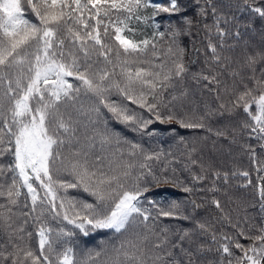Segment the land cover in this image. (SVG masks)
<instances>
[{"label": "snow or ice", "instance_id": "1", "mask_svg": "<svg viewBox=\"0 0 264 264\" xmlns=\"http://www.w3.org/2000/svg\"><path fill=\"white\" fill-rule=\"evenodd\" d=\"M189 7L194 16L184 14ZM149 8L151 14L144 15ZM235 8L264 21V0H240ZM209 9L211 25L204 22ZM162 13L169 17L164 31L156 21ZM172 17L179 19L172 22ZM236 19L219 12L213 0H192L189 5H181L180 0L167 4L155 0H0V161L11 157L7 163L0 162V198L6 201L0 204V222L11 245V251L8 245H0L4 249L0 264H203L201 258L211 252L219 254V259L207 264H264V226L258 228L259 235H248L239 219L233 222L223 212L218 199L210 203L221 211L219 219L237 230V236L217 234L208 221L195 220L196 210L203 207L195 200L189 201L192 214H186L180 201L162 207L147 198L152 187L159 185H172L191 195L201 190L196 185L208 179L209 173L211 187L203 190L217 192V181L222 179L227 185L237 175L247 178V171L230 174L206 165L202 157H196L197 147H188L184 137H180L185 143L181 159L163 149L149 152L110 126L114 120L133 132L152 136L155 132L147 131L149 125L175 122L180 128L212 132L207 119L242 111L249 119L240 122V129L264 151V51H245L229 70L232 58L222 56L211 38L214 28L223 50L225 38L232 33L221 22ZM133 22L151 27V36L134 39L138 29L132 27ZM201 23L209 33L207 73L190 72L181 42ZM239 27L237 23V38ZM215 66L228 70L231 83L220 79L223 73ZM189 79L197 86L206 82L204 89L214 93L218 102L215 108L205 103L200 114L198 101L190 99ZM215 135L226 133L217 130ZM121 145H127V150ZM245 147L257 172H264V160H257L251 145ZM109 148L115 150L106 155ZM125 151L132 159L125 158ZM152 160L162 162L158 172L148 163ZM184 172L191 183L181 178ZM259 180L264 224V176ZM69 189L87 193L93 202L69 194ZM142 198L151 207H145ZM161 217L194 221L195 227L177 226L173 231L163 225L158 229ZM29 223L35 233L28 231ZM97 230H111L115 242L100 251L89 249L78 259V237ZM208 234L210 242L196 239ZM34 235L38 238L35 248ZM238 237L253 243L245 246ZM233 247L242 255L237 256Z\"/></svg>", "mask_w": 264, "mask_h": 264}, {"label": "trees", "instance_id": "2", "mask_svg": "<svg viewBox=\"0 0 264 264\" xmlns=\"http://www.w3.org/2000/svg\"><path fill=\"white\" fill-rule=\"evenodd\" d=\"M155 2L167 4L168 0H155ZM213 2L217 5L218 11L223 13L224 16H235L237 18L236 20L230 21L229 24L221 22V27L230 30L232 33V35L225 38L226 46L223 50L219 48V37L215 35L214 28L211 36L213 43L217 45L218 51H221V55L232 58V64L229 66V70L230 68L236 67V60L241 59L245 51H264V21L258 17L253 18L247 11L243 13L238 12L235 5L239 3L240 0H213ZM180 3L181 5H189L192 3V0H180ZM151 12L152 9L149 8L145 10L143 14L150 15ZM184 14L194 16V10L189 7L188 11ZM30 18L34 19V17ZM178 19L179 17L171 18L172 22H176ZM168 20L169 17L167 14L162 13L156 17V21L161 25L160 31H164V26ZM204 22L209 25L213 24L210 9L208 18ZM249 22H251V26L246 27L245 25ZM237 23L240 25L239 31L241 36L239 38L235 37ZM132 27L138 29L133 37L136 40L143 39L145 35L151 36L153 32L151 27L143 24L137 25L135 22H133ZM208 36V31L204 29L203 23H201L199 26L193 27L190 35L181 38L182 45L186 49L185 63L188 65L190 72H208L206 60L209 64L211 63V52L207 48ZM227 45H235V47L228 48ZM197 49L199 50L198 52ZM193 61H195V63H193ZM215 67L216 71L223 73L220 79L231 83V78L228 76V70L222 69L218 66ZM257 75H259V71H257ZM187 83L191 93L190 99L194 97L200 105V114H203L204 112L205 103L210 104L213 108L217 106L218 102L215 100L214 93H210L204 89L203 85L206 82H202L200 86H197L195 82L189 79ZM248 83L251 84L250 81H248ZM130 107L136 108V105L130 104ZM186 108L190 110L191 105L186 106ZM137 110L139 111V109ZM254 110L255 107L253 106V111ZM246 119L249 118L242 111L234 116L225 114L222 117L219 115L211 117L207 119L205 123L213 129L212 132H208L207 129L180 128L175 122L171 124H160L159 122H155L152 125H149L147 129L148 132H155L152 136H149L146 133L140 134L133 132L124 125L116 123L114 120L110 121V126L127 140L142 145V147L149 152H158L163 149L165 153L172 152L175 156L180 157L181 159H183V157H181L180 154L185 152V143L180 142V137H184L188 147L193 145L197 147L198 152L196 153V157H202L203 163L206 165L210 164L213 168L219 169L222 172L227 171L230 174L234 171H247L249 173L247 178L237 175L234 179H230L227 185L224 184L222 179L217 181V187L220 189V191L217 192H207L203 190L211 187L213 177L209 173L208 179L196 185V187L201 190L195 191L191 195L183 193L179 188H175L172 185H159L152 187L147 194V198L160 202V206L162 207H167L172 200L180 201L186 214H192L193 206L189 201L195 200L196 203L203 205V207L196 210L195 220L208 221L214 226L217 234L223 231L230 236H237V230L233 229L230 225L223 223L219 219L222 216L221 211L210 203L213 198L218 199L223 208V212L230 214L233 222H236L237 219H239L248 235L257 236L260 234L258 228L264 226L261 220L262 214L260 213V201L258 196V187L260 184L259 177L264 176V172H257V165L251 158L250 150L245 146L251 145V148L256 150L257 160H264V151L260 150L258 141L249 138L248 133L240 129V122ZM233 128L237 129L235 134L233 133ZM171 129H175L176 132L172 133L170 131ZM217 130L224 131L226 136L217 137L215 135ZM233 135H235L234 143L232 142ZM205 137L206 139H204ZM121 147L125 150L128 148L127 145H121ZM98 149L99 145H97V150ZM114 150V148H109L105 154L111 155V152ZM125 158L132 159L127 157L126 151ZM168 158L171 159V157ZM10 159L11 157H8L6 160L0 162L7 163ZM138 159L140 162H143L142 157ZM105 163H107V161ZM148 163L153 165L154 170L157 172L159 171V166H162V162H159L158 164L155 160L149 161ZM176 167L181 168L182 165H177ZM194 171L199 173V167L194 168ZM181 178L185 179L186 182L191 183L188 173H181ZM0 180H3V178L0 177ZM249 180H251V184L248 183ZM8 182H10V176L8 177ZM242 185H247V187H243ZM69 194L78 195L80 198L93 202V198L82 191L78 193L75 189H69ZM147 198H142L144 200V206L151 207L147 203ZM21 200H23V197ZM5 202L6 201L3 198H0V204ZM24 211H27V209H24ZM153 212H155L154 209ZM246 214L248 216V221L247 223H244V217ZM17 223H20V221L17 220ZM51 223L53 227L57 226L54 221H51ZM163 225L171 226L173 231H175L177 226L182 229H192L195 227L194 221L175 220L172 218L161 217L158 222V229ZM249 225H252L250 231ZM27 228L28 231H32L33 233L36 231L31 223H29ZM238 238L245 246L253 243L252 240L245 237ZM196 239L202 242H210V234L207 236L197 235ZM114 242L115 236L111 230H97L88 237L79 236L76 244L78 259H83L89 249L93 250V252L100 251L105 247H109ZM37 243L38 238L34 235L32 240L34 248L37 247ZM0 245H8L7 250L11 251V245L8 244V236L3 230L2 222H0ZM0 251H4V249L0 248ZM233 251L237 256L242 255L241 251L234 247ZM101 259H103V256ZM201 259L203 264H207L209 260H218L219 254L215 252L205 253ZM8 264H11V262L9 261Z\"/></svg>", "mask_w": 264, "mask_h": 264}]
</instances>
